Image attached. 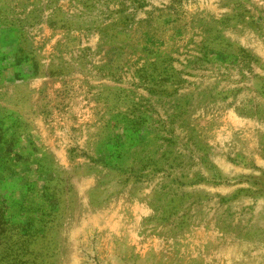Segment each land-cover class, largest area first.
Here are the masks:
<instances>
[{
	"label": "rangeland",
	"instance_id": "obj_1",
	"mask_svg": "<svg viewBox=\"0 0 264 264\" xmlns=\"http://www.w3.org/2000/svg\"><path fill=\"white\" fill-rule=\"evenodd\" d=\"M0 264H264V0H0Z\"/></svg>",
	"mask_w": 264,
	"mask_h": 264
}]
</instances>
